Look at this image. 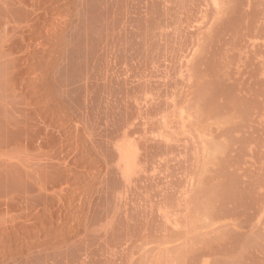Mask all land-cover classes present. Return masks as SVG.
Here are the masks:
<instances>
[{
  "label": "rangeland",
  "instance_id": "obj_1",
  "mask_svg": "<svg viewBox=\"0 0 264 264\" xmlns=\"http://www.w3.org/2000/svg\"><path fill=\"white\" fill-rule=\"evenodd\" d=\"M0 264H264V0H0Z\"/></svg>",
  "mask_w": 264,
  "mask_h": 264
}]
</instances>
